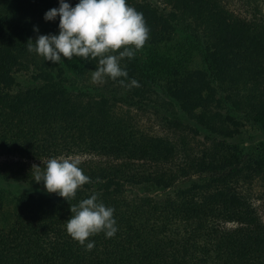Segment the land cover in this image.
Segmentation results:
<instances>
[{
    "label": "trees",
    "instance_id": "trees-1",
    "mask_svg": "<svg viewBox=\"0 0 264 264\" xmlns=\"http://www.w3.org/2000/svg\"><path fill=\"white\" fill-rule=\"evenodd\" d=\"M236 1L249 18L227 0H161L162 8L127 0L150 29L144 49L121 60L125 82L140 87L106 78V92L89 93L73 87L60 63L27 51L29 38L48 34L40 21L59 0H0V157L30 162H2L0 176L43 185L33 164L83 156L79 167L92 181L68 201L19 193L8 212L0 193V264H264V221L247 193L257 182L264 200V149L242 153L230 141L239 118L264 129V0ZM175 31L205 68L188 66L181 51L157 55ZM66 60L76 72L98 66L91 57ZM29 71L35 83L20 85ZM133 106L156 114L160 106L167 133L140 130ZM201 131L207 144L194 149L189 137ZM93 193L115 209L118 231L89 237L87 251L65 225L70 207Z\"/></svg>",
    "mask_w": 264,
    "mask_h": 264
},
{
    "label": "clouds",
    "instance_id": "clouds-1",
    "mask_svg": "<svg viewBox=\"0 0 264 264\" xmlns=\"http://www.w3.org/2000/svg\"><path fill=\"white\" fill-rule=\"evenodd\" d=\"M59 17L58 34L37 35L29 38L26 47L29 53L43 57L45 61L58 64L62 57L68 60L80 57L98 59V66L91 73L93 84H102L106 78L118 80L126 88L140 87L137 80L126 83L128 73L121 67V60L133 59L149 39L148 28L143 14L127 4V0H79L71 6L59 0L58 8H51L44 14L45 21ZM38 32L37 28L33 29ZM122 49V50H121ZM81 161L73 156H59L45 161V167L32 165L36 183H43L48 193H56L65 200L75 198L77 190L91 183L79 167ZM93 193L70 207L66 220V232L87 251L95 243L87 242L89 237L104 233L113 238L118 231L114 218L115 209L106 206Z\"/></svg>",
    "mask_w": 264,
    "mask_h": 264
},
{
    "label": "rangeland",
    "instance_id": "rangeland-1",
    "mask_svg": "<svg viewBox=\"0 0 264 264\" xmlns=\"http://www.w3.org/2000/svg\"><path fill=\"white\" fill-rule=\"evenodd\" d=\"M138 1H147L149 3H152L156 5L158 8L164 7V4L161 2V0H138ZM226 7L232 11L234 14L239 15L241 17L249 18L250 12L248 9H246L244 6L240 5L239 2L236 0H227L225 3ZM259 10L261 13H264V1L259 3ZM44 18L40 21L44 23ZM59 17L53 21H46V27L49 28L48 34H58L59 32ZM173 38L171 42L168 43L166 47H162L158 50L157 55H160L162 59L166 57L169 53L172 54L173 50L175 52L181 51L183 54V58L189 57L188 66L190 67H197V68H205L204 63L202 62L201 57L196 54L194 49L189 50V53H185V51H188L190 46H186L184 34L181 32L176 33V31L172 34ZM168 46L170 49H168ZM144 49V48H143ZM145 51V50H144ZM147 56V52H140L139 51V57L144 58ZM74 58H77L74 56ZM62 61L60 62V65L68 77L72 79L73 87L76 89H82L89 93H97V92H106L109 89V84L105 80L102 84H93L91 81V73L82 72V69L79 70V72H76L77 68H74L72 64V69L69 67H66L65 62L67 61L66 58H61ZM29 72H22L21 75L17 77V81L20 83V85H30L32 83H35L30 76ZM226 101L222 100V103L224 104ZM124 107V106H123ZM129 113L133 116L134 123H136V126L142 130L143 132L154 134V135H164L166 134L164 123H161V109L160 106H157L158 114L153 113L150 109H139L135 106L128 107L127 108ZM160 114V115H159ZM241 121V125L239 128L238 133L230 139L232 143H235L238 145L239 149L242 151V153H249L253 150H259L264 149V129L261 128L259 124L252 121H247L243 118H239ZM191 139L190 144L194 149H199L204 147L207 144V139H205V134L201 131L200 134H197L193 136ZM75 158L83 159V156H75ZM2 162H12L14 166H21L25 165V168H29L28 161L13 158L10 156H2L0 157V163ZM13 166V167H14ZM0 193L3 196V201L5 205V211L8 212V210L11 209L13 204V197L19 193H30L33 195H45L48 192L44 189L43 185H36L32 186L28 183L24 182L20 179H9L6 180L0 176ZM247 193L250 197V200L252 204L256 207L257 213L260 216L261 220L264 221V200L260 199L259 195H261V188L258 186L257 182L252 183L248 189ZM229 225V224H228Z\"/></svg>",
    "mask_w": 264,
    "mask_h": 264
}]
</instances>
